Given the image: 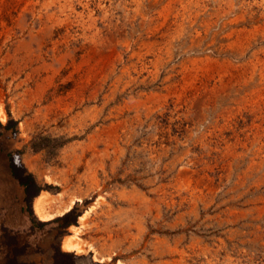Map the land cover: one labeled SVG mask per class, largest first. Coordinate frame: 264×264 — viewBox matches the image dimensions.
<instances>
[{"label": "rangeland", "instance_id": "rangeland-1", "mask_svg": "<svg viewBox=\"0 0 264 264\" xmlns=\"http://www.w3.org/2000/svg\"><path fill=\"white\" fill-rule=\"evenodd\" d=\"M0 110V264H264V0H0Z\"/></svg>", "mask_w": 264, "mask_h": 264}, {"label": "bare ground", "instance_id": "bare-ground-1", "mask_svg": "<svg viewBox=\"0 0 264 264\" xmlns=\"http://www.w3.org/2000/svg\"><path fill=\"white\" fill-rule=\"evenodd\" d=\"M0 118H3V114L0 110ZM46 193V192H45ZM46 197L44 198L43 193L35 195L33 197V203H32V208L34 214L37 216L38 219L41 220H46L54 215L48 210L47 208V201ZM47 204V205H46ZM69 204V203H68ZM70 205V204H69ZM70 207V206H69ZM69 207H65L64 210H67ZM64 211H59L58 214H62ZM85 213L81 214L78 219L82 221L85 217ZM71 233L63 236L61 240V249L64 251H73L76 253L82 252L83 251V245L81 241H79L77 237V230L74 225L69 226Z\"/></svg>", "mask_w": 264, "mask_h": 264}, {"label": "trees", "instance_id": "trees-1", "mask_svg": "<svg viewBox=\"0 0 264 264\" xmlns=\"http://www.w3.org/2000/svg\"><path fill=\"white\" fill-rule=\"evenodd\" d=\"M11 121V119L8 120L5 127H8L9 122ZM10 167L13 177L16 178L21 185H23L24 192L26 193V198L30 200L31 197L37 195L40 186L37 184L34 176L31 173L26 172V169L22 165H17L13 161H10ZM78 215L79 213L76 212V208L72 207L55 219H61L63 221V225L68 226L76 222V218ZM72 262L73 261L71 259H67L66 264H72Z\"/></svg>", "mask_w": 264, "mask_h": 264}]
</instances>
